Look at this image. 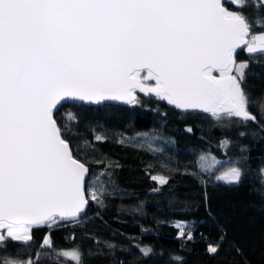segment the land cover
<instances>
[{
	"label": "snow or ice",
	"instance_id": "6c2138e0",
	"mask_svg": "<svg viewBox=\"0 0 264 264\" xmlns=\"http://www.w3.org/2000/svg\"><path fill=\"white\" fill-rule=\"evenodd\" d=\"M250 31L222 0H0V241L27 245L34 226L88 204L89 169L54 118L62 101L136 103L139 90L177 108L255 120L241 87L248 64L235 59L242 46L264 54V32L249 41ZM241 177L233 167L218 179ZM63 255L82 264L77 250Z\"/></svg>",
	"mask_w": 264,
	"mask_h": 264
},
{
	"label": "trees",
	"instance_id": "16d2710c",
	"mask_svg": "<svg viewBox=\"0 0 264 264\" xmlns=\"http://www.w3.org/2000/svg\"><path fill=\"white\" fill-rule=\"evenodd\" d=\"M224 5L243 12L250 32L264 30L262 0ZM235 59L248 64L241 87L255 120L178 112L144 92L125 105L60 104L62 136L89 169L88 204L81 216L34 226L27 245L0 241V264H75L60 254L70 248L82 264H264V54L241 49ZM205 153L224 162L202 170ZM226 167L241 170L238 183L216 178Z\"/></svg>",
	"mask_w": 264,
	"mask_h": 264
},
{
	"label": "rangeland",
	"instance_id": "374dc122",
	"mask_svg": "<svg viewBox=\"0 0 264 264\" xmlns=\"http://www.w3.org/2000/svg\"><path fill=\"white\" fill-rule=\"evenodd\" d=\"M261 32H264V30H260V31H254V32H250V35L249 37L247 38L249 41H251L252 39V36L253 35H258L260 34ZM243 50L245 52H247L246 50V46L243 47ZM237 64L243 62V61H236ZM234 74V73H233ZM224 161L223 160H220V159H216L214 158L212 155L210 154H202L200 156H198V159H197V163H198V167L202 170H211L215 167H217L219 164L223 163ZM233 167H226V168H223L221 171H219V173L217 174L216 178L218 179L219 176H222L224 173L230 171ZM262 174L264 175V168L262 169ZM153 176H160V175H153ZM152 176V177H153ZM157 181V180H156ZM222 181V180H220ZM158 182V181H157ZM224 182V181H222ZM226 183V182H225ZM0 234H4L6 236V231L5 230H2L0 231ZM75 249L73 248H70V249H63L60 251V254L63 255L64 252L66 251H73ZM65 256V255H63ZM11 264H16V263H11Z\"/></svg>",
	"mask_w": 264,
	"mask_h": 264
},
{
	"label": "water",
	"instance_id": "95a60500",
	"mask_svg": "<svg viewBox=\"0 0 264 264\" xmlns=\"http://www.w3.org/2000/svg\"><path fill=\"white\" fill-rule=\"evenodd\" d=\"M224 1L225 0H222V4L224 5ZM225 6V5H224ZM226 7V6H225ZM227 8V7H226ZM229 11H235V10H233V9H230V8H227ZM243 47L244 46H242V48L241 49H243ZM241 49H238L237 51H240ZM214 75H218V73L217 72H214L213 73ZM138 92H140L139 90H137L136 92H135V97H136V94L138 93ZM165 105H167L168 107H171V108H173L174 110H176V111H178V112H198V113H204V111L203 110H201V109H198V108H189V109H182V108H177L175 105H172V104H169L168 102H167V100H163V99H160ZM62 103H75V104H82V105H98V104H101V103H113V104H118V105H125V104H128L126 101H124V100H106V101H101V102H99V103H93V102H88V101H79V100H66V101H62L60 104H62ZM59 104V105H60ZM58 105V106H59ZM58 106H57V108H58ZM54 111H56V110H54ZM78 159V158H77ZM86 166V165H85ZM86 208V207H85ZM85 208H84V210H83V212H81L78 216H81L83 213H84V211H85ZM78 216H76V217H78ZM69 218H72V217H69ZM58 219H60L59 217H58ZM0 231H2V230H0Z\"/></svg>",
	"mask_w": 264,
	"mask_h": 264
}]
</instances>
